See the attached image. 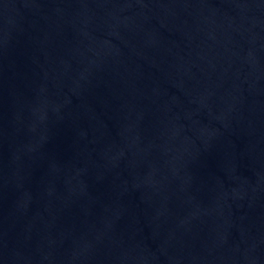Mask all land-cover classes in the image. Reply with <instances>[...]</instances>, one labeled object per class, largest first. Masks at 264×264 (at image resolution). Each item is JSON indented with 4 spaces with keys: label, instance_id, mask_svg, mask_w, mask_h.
Instances as JSON below:
<instances>
[{
    "label": "water",
    "instance_id": "95a60500",
    "mask_svg": "<svg viewBox=\"0 0 264 264\" xmlns=\"http://www.w3.org/2000/svg\"><path fill=\"white\" fill-rule=\"evenodd\" d=\"M0 264H264V0H14Z\"/></svg>",
    "mask_w": 264,
    "mask_h": 264
}]
</instances>
